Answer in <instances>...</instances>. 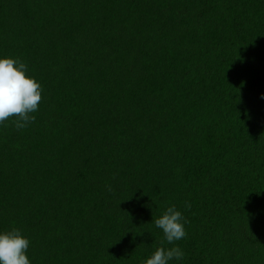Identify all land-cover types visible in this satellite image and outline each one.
<instances>
[{
  "label": "trees",
  "instance_id": "obj_1",
  "mask_svg": "<svg viewBox=\"0 0 264 264\" xmlns=\"http://www.w3.org/2000/svg\"><path fill=\"white\" fill-rule=\"evenodd\" d=\"M0 264H264V0H0Z\"/></svg>",
  "mask_w": 264,
  "mask_h": 264
}]
</instances>
